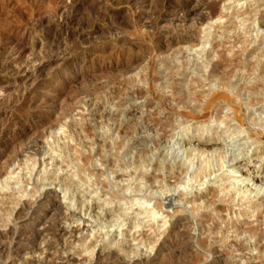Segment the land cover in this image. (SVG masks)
I'll return each instance as SVG.
<instances>
[{
  "label": "bare ground",
  "instance_id": "obj_1",
  "mask_svg": "<svg viewBox=\"0 0 264 264\" xmlns=\"http://www.w3.org/2000/svg\"><path fill=\"white\" fill-rule=\"evenodd\" d=\"M158 1L162 4L160 8L156 7V0H125L128 5L130 3L141 4L142 10L139 11L137 19L142 22L141 27L146 29L149 48L157 47L161 53H167L173 47L179 49L185 45L201 44L200 50H196L195 53L192 51V55L184 56L181 59H175L169 54L163 56L160 61L161 71L155 69V61L153 57L149 56L150 61L146 63L145 70L133 72L137 70V64L146 59V56H142L141 53L137 54L146 38L139 33L140 30L135 31L137 34L126 35L129 30L126 32L124 29V31L118 30L120 27L112 24L102 26L105 24H100L101 21H98V18L94 17L95 19L88 21L91 18V13L97 14L95 0H60L58 3L56 2L55 7L52 6L51 10L45 9L41 0H33L27 5H22L24 1L21 0L20 6L29 8L27 14H21L25 21L22 19L16 23L17 20L15 21L16 17H14L12 18L13 23L11 22L0 30L1 188L11 186V177L7 175V168L19 158L17 152H20L13 150L16 147L15 143L20 138L32 133H39L41 138H44L47 133L53 137V141H46L47 148H45L44 154L48 151L53 153L51 157H54L57 153L59 155L64 153L65 157L72 161L81 160L83 165H91L90 162L99 150H94L90 133L84 129L85 127L82 128V125L79 126L78 122H62L63 118L71 113H68L70 110L73 112L74 107L77 106L75 103L77 104L85 96H81L80 93H72L70 99H72L73 109L66 108L70 106V103L66 106L57 104V102L61 101L70 91L68 89L72 80H69L67 75L73 69L80 72L81 77L89 73L90 69H94L96 72L105 70V68L121 69V67H126V74L129 72H133V74L126 75V108L121 111L123 119L117 124L115 131L119 136L126 132V156H129V159L126 160V192L133 190L141 194V198L135 200L133 206L127 207L126 214H138L141 218L152 222V228L155 229V225H158L156 222L160 220H158L159 214H178L186 211L182 209L183 207L173 213L166 211L164 209L166 206L161 200L165 192L173 191L183 183L191 185V181H194L200 188L204 187L207 177L227 165L233 172L239 170V179L231 181L230 176H225L222 173L218 176L215 186L208 185L202 192L197 190L198 193L193 197L185 196V192H177L178 201L189 203L193 214H207L205 210L214 206L217 212L229 210L230 214L234 212L256 214V220L259 221L260 215L264 214V197L261 196L254 203L251 193L261 191L264 186V126H256L257 119L249 121V117H251L254 107L261 110L264 106V61L260 54L262 47L253 46L247 50L248 39L241 36L234 39L240 44V49L231 47L220 50L217 48V50L219 49L217 51L202 46L203 44L198 38L199 34L196 33L197 26L217 17V6L222 0ZM14 4L16 6L19 2H14ZM21 7L18 6V9ZM10 8L12 7L10 6ZM198 8H200L199 11L202 10L201 15L194 18L195 10ZM256 14H260L259 23L264 27V11L260 13L257 11ZM103 15L111 18V14L110 16L108 13ZM97 17L101 18V15ZM113 17L115 16H112V19ZM88 24L92 28L90 35H94L96 38L110 34L111 38L108 42L100 41L99 43L97 41L98 43L94 44H90V42L84 44L80 41L82 37L80 38L79 30ZM256 38H260L264 42V30L257 31ZM147 45L145 46L147 47ZM111 50L117 53V58L120 59L119 63L112 65L105 62L106 60L104 61L107 52L108 56ZM157 56L159 57V55ZM188 70L192 71L188 72ZM252 74H257L255 81L247 78ZM139 81H145L147 87L145 89L138 87L137 82ZM212 83H216L218 88L211 89ZM205 86H208V89ZM244 95L246 97L242 99ZM142 96L144 100L141 105L129 104L130 98L135 99ZM104 102L99 100L97 108L93 109L97 114L99 113L101 120L110 113L107 110L109 107H106L108 105L105 106ZM118 106L120 108L121 104ZM225 106H228L232 111V119L228 121L220 118L221 116L218 117ZM149 107L152 111L145 114ZM138 111L140 112L138 113ZM137 113L138 117H136ZM54 118L58 119L56 122L62 127L68 129L69 134L60 135L58 130L53 132L58 126L52 124L51 121L55 120ZM212 118L215 122L222 119L225 126L219 133L218 128H215L213 134L209 136L206 132L209 131V122ZM112 120L115 119L112 118ZM187 122H191V125L186 132L191 133L182 134L176 142L182 151V155L179 156V154L171 152V148H167L166 143L174 138L175 132ZM245 125L247 126L246 139L249 141L247 143L255 148L241 158L233 156L226 162L225 159L230 152L229 147L232 146V140L235 137L238 138L237 141L245 139L239 131ZM80 133L85 135L81 136ZM224 133H227V136ZM6 137H8L7 140H5ZM67 138L68 140H66ZM84 138L88 139L87 142L83 140ZM230 138L231 140L227 141ZM130 142L134 143L129 146ZM84 146L88 147L87 152H84ZM37 153H39L38 150ZM211 161L215 162L216 169L211 167ZM35 163V161L27 162L25 168L31 173ZM4 175L5 177H3ZM238 181L248 185V188L244 189L243 187L241 190L242 186L240 183V185L238 184ZM17 192L18 196L26 195L23 188H18ZM146 198L153 201L152 206L146 204ZM233 205L238 206V211L233 209ZM180 226L184 227L186 224ZM256 227H250L251 235H256ZM262 235L259 234L258 237L262 238ZM219 241H225V239H219ZM207 242L209 241H202L203 246ZM161 249L162 245L157 247L155 255L159 254ZM111 254L112 251H109L105 256L108 257ZM188 262L190 261L188 260Z\"/></svg>",
  "mask_w": 264,
  "mask_h": 264
},
{
  "label": "rangeland",
  "instance_id": "obj_2",
  "mask_svg": "<svg viewBox=\"0 0 264 264\" xmlns=\"http://www.w3.org/2000/svg\"><path fill=\"white\" fill-rule=\"evenodd\" d=\"M10 1L0 0V30L11 22L13 23L14 20H17L16 23L22 19L25 21L23 15L29 12V8L26 9L21 6L27 5L33 0H27V2L22 0L24 3L21 0ZM41 1L45 9L51 10L60 0ZM95 1L96 10L98 9L97 14L91 13L92 16L90 15L91 18L88 21H91L94 17L98 18V21H101L100 24H105L102 26L112 24L120 27L118 30H125V32L129 30L126 35L137 34L135 31L140 30L139 33L146 38V42L143 41L140 46L142 48H139V51L136 49L137 54L140 55L141 53L142 56H146V59L143 61L144 63H138L137 70L133 72L145 70L150 57H153L155 61V69L161 71L162 64L160 61L163 56L169 54L175 59H181L184 56L192 55V51L195 53L196 50H200L201 44L185 45L186 47L182 46L181 49L173 47L167 53H161L157 47L149 48L146 29L141 27L142 22L137 19L139 11L142 10L141 4L130 3L128 5L125 0ZM14 2H19L16 5L17 7L15 6L17 3L14 4ZM97 2L99 3L97 4ZM20 3H22L21 6ZM155 4L156 7L158 6L157 8L162 5L158 0ZM18 6L21 8L18 9ZM19 10H23L22 13ZM199 10L200 8L195 10L194 18L201 15L202 10ZM217 10V17L197 26L196 33L199 34L197 35L203 44L202 46L206 49L213 48L215 50L217 48L226 50L231 47L240 49V44L234 39L241 36L248 39L247 50H250L253 46L262 47L260 54H262V60L264 61V42L260 38H256L257 31H263L264 27L259 23V20H261L260 14L255 15L257 11L258 13L264 11V0H222L217 6ZM104 12L108 13V16L111 14L110 19H112V16L115 17L110 20L109 17L103 15ZM98 15H101V18L97 17ZM132 15L135 17L133 18ZM128 25L132 26L129 27ZM79 32L80 38L82 37L80 41L84 44H89L88 42L94 44L97 41L99 43L100 41L108 42L111 38L110 34L96 38L94 35H90L92 28L89 27V24L82 27ZM145 45L148 47L147 51ZM112 51L114 50L109 51L110 56H107V52L104 61L106 60L105 62L113 65L119 63L120 59L117 58V53ZM140 64L142 65L140 66ZM138 67H142V69ZM116 69L105 68V70L102 69L96 72L94 69H90L89 73L81 77L80 72L73 69L67 75V78L72 80V84L70 83L68 89L71 91H68L70 95H67V93L61 101L57 102V104L66 106L70 103V106L65 107L73 109L72 99H70L72 93H80L81 96H85L77 104L75 103L78 107L75 106L73 112L70 110L68 113H71L67 114L62 122H78L79 126L82 125V128L85 127L84 129L90 133L94 150H99L90 162L91 165H83L81 160L72 161L70 158L65 157L64 153L61 155L57 153L54 157H51L53 153L47 151L46 156L44 152L47 148V142L53 141V137L48 133L44 138H41L37 132L32 133L20 138L16 142L17 144L15 143L16 147L14 145L13 150L20 152H17L19 158L8 167L9 169L7 168V175L11 177V186L8 188L0 187V264H205L207 262L213 264H264V232H261L264 231V214L260 215V222L256 220V214L235 212V214H230L229 210L217 212L214 206L205 210L207 214H193L189 203L177 199L178 193L185 192V196L193 197L198 193L197 190L202 192L208 185L215 186L218 176L222 173L225 176H230L231 181L239 179V170L233 172L227 165L222 170H218L207 177L204 187L200 188L194 181H191V185L183 183L176 188L179 190L165 192L162 195L163 197L161 196V200L166 206L164 207L166 211L173 213L181 207L186 211L178 214H159L158 220H160L156 223L160 226L155 225V229L152 228V222L141 218L138 214H126L127 207L133 206L135 200L141 198V194L133 190L126 192V160L129 159V156H126V132L119 136L115 131V127L123 119L122 109L126 108V75L129 76L130 74L131 76L133 72L126 74V67ZM190 71L192 70H188V72ZM256 76L257 74H252L247 78L255 81ZM137 84L138 87L140 86L143 89L147 87L145 81H139ZM216 86V83H212L211 89H217L218 86ZM205 88L208 89V86H205ZM66 96L68 99L65 100ZM245 97L246 95L242 96V99ZM96 100L105 101V106L108 105L106 107L110 108L107 109L110 112L109 115L102 120L99 113L97 114L94 111L98 106ZM143 100V96L135 99L130 98L129 104L141 105ZM88 102H90V105ZM120 104L121 107L119 108L118 105ZM255 108L257 107L252 109L249 121L256 118V126H264V106L261 110ZM148 109L145 114L152 111L151 107ZM138 113L136 117H138ZM219 116L228 121L232 119V111L228 106H225ZM112 118L115 120H112ZM56 121H58L57 118L51 121L52 124L58 125L53 132L58 130L60 135L69 134L68 129L62 127ZM231 123L235 124L234 122ZM190 125L191 122H187L184 126H181L175 132L176 136L166 143V147L171 148V152L179 154V156L182 155V151L176 142L182 134L191 133L186 132ZM224 126L225 123L222 119L215 122L212 118L209 122V131L206 134L210 136L215 128H218L219 133L224 129ZM246 129V125L239 129L245 139L237 141L238 138L235 137L232 140V146L229 147L230 152L225 161L233 156L241 158L255 148L247 143L249 141L246 139ZM91 133L95 135L93 136ZM224 134L227 136V133ZM80 135L84 136L85 134L80 133ZM7 139L8 137L5 138V140ZM83 140L87 142L88 139L84 138ZM230 140L231 138L227 139V141ZM133 143L130 142L129 146ZM87 149V146L83 147L84 152H87ZM37 150L39 153H37ZM65 153L68 154L67 150ZM31 161L36 163L30 173L25 167L26 163ZM211 167L216 169L215 162L211 161ZM238 184L242 186L241 190H243V187L244 189L248 188V185L241 181H238ZM18 188H23L26 195L18 196ZM261 196L264 197V186H262L261 191L251 193V199L254 203ZM148 199H145L146 204L152 206L153 201ZM232 207L238 211L237 205ZM137 219L139 222H137ZM181 224H186V226H180ZM255 225L259 228L257 229ZM253 226L256 227V235L250 234L249 229ZM258 233L263 234V237L259 238ZM223 238L225 241H219ZM204 240L209 242L203 246L202 241ZM161 245L160 255H155V249ZM109 251H112V254L108 257L105 256Z\"/></svg>",
  "mask_w": 264,
  "mask_h": 264
}]
</instances>
